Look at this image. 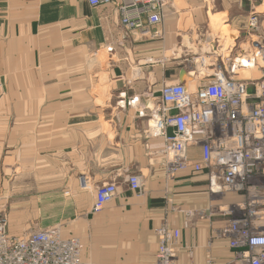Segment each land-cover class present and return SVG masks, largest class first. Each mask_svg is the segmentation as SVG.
<instances>
[{"label": "crops", "instance_id": "obj_1", "mask_svg": "<svg viewBox=\"0 0 264 264\" xmlns=\"http://www.w3.org/2000/svg\"><path fill=\"white\" fill-rule=\"evenodd\" d=\"M252 9L264 20V0H168L161 23L141 34L125 30L109 4L0 0V216L7 233L24 238L58 225L64 237L82 241L83 264H155L154 229L167 222L180 230L176 264H204L208 256L226 262L225 240L214 241L210 253L205 247L226 219L217 207L234 196L212 193L205 172L192 168L168 180L164 140L145 135L146 116L164 82L197 86L179 58L224 28L241 35ZM188 155L198 159L199 149ZM130 174L142 178V193L129 189ZM109 182L116 195L92 211L96 188Z\"/></svg>", "mask_w": 264, "mask_h": 264}, {"label": "built area", "instance_id": "obj_2", "mask_svg": "<svg viewBox=\"0 0 264 264\" xmlns=\"http://www.w3.org/2000/svg\"><path fill=\"white\" fill-rule=\"evenodd\" d=\"M87 1L92 7L113 5L121 26L141 34L161 23L168 3ZM240 33L204 36L196 57L183 63L197 86L189 89L177 78L164 82L156 106L146 116L145 135L164 140L160 152L168 180L192 168L205 172L212 193L238 196L217 207L226 219L212 230L205 247L210 253L214 241L225 240L231 256L224 263L208 256L204 264H264V20L255 9L241 23ZM254 70L257 77L250 75ZM189 148L199 149L198 159L188 155ZM127 182L131 191L143 192L138 174L128 175ZM80 186L88 189L83 177ZM115 195V183L98 186L92 211L102 210ZM154 233L155 264H176L180 230L162 222ZM183 247L191 256V248ZM82 253V241L64 237L58 225L17 238L7 233V220L0 217V264H83Z\"/></svg>", "mask_w": 264, "mask_h": 264}, {"label": "rangeland", "instance_id": "obj_3", "mask_svg": "<svg viewBox=\"0 0 264 264\" xmlns=\"http://www.w3.org/2000/svg\"><path fill=\"white\" fill-rule=\"evenodd\" d=\"M223 31L224 32H227L228 30L226 29V28H224L223 29ZM196 53V52H195ZM193 57H196V55H194V54H190L189 56H187V57H185L184 58V60L181 58H179V60H181V62H183V63H186L187 62V60H189V59H191V58H193ZM170 59V64H176L175 63V61L173 60V57H170L169 58ZM175 60H176V58H175ZM177 65V64H176ZM234 196V197H230V199H228V200H224L225 202L227 201V202H230V201H237L238 199L236 198V197H238L236 194H234V193H230V196ZM0 217H3V218H5L6 220H7V218L5 217V216H0Z\"/></svg>", "mask_w": 264, "mask_h": 264}, {"label": "water", "instance_id": "obj_4", "mask_svg": "<svg viewBox=\"0 0 264 264\" xmlns=\"http://www.w3.org/2000/svg\"><path fill=\"white\" fill-rule=\"evenodd\" d=\"M184 73H185V71H184V69H182V70L180 71V73H179L178 77H179V78H182V77H183V75H184Z\"/></svg>", "mask_w": 264, "mask_h": 264}]
</instances>
